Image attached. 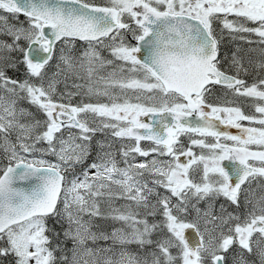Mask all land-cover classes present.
<instances>
[{
	"label": "snow or ice",
	"instance_id": "6c2138e0",
	"mask_svg": "<svg viewBox=\"0 0 264 264\" xmlns=\"http://www.w3.org/2000/svg\"><path fill=\"white\" fill-rule=\"evenodd\" d=\"M0 264H264V0H0Z\"/></svg>",
	"mask_w": 264,
	"mask_h": 264
},
{
	"label": "rangeland",
	"instance_id": "374dc122",
	"mask_svg": "<svg viewBox=\"0 0 264 264\" xmlns=\"http://www.w3.org/2000/svg\"><path fill=\"white\" fill-rule=\"evenodd\" d=\"M104 55L107 56L108 53L105 52ZM181 139H182V140H186L187 138H186V137H181ZM117 143H119V142H117ZM142 146H143V147H147L148 145H143V144H142ZM196 151H199V150L196 149ZM48 159H53V160H54L55 158H54V157H48ZM138 159H143V158L138 157ZM101 244H103V241H101Z\"/></svg>",
	"mask_w": 264,
	"mask_h": 264
},
{
	"label": "flooded vegetation",
	"instance_id": "af4514ba",
	"mask_svg": "<svg viewBox=\"0 0 264 264\" xmlns=\"http://www.w3.org/2000/svg\"><path fill=\"white\" fill-rule=\"evenodd\" d=\"M21 19H23V17L21 16L20 17ZM246 112H248L249 111V109L247 108V107H245V109H244ZM244 124H246L247 125V122H243ZM237 133V132H236ZM236 133H233V134H236ZM182 137H185V136H182ZM141 144H143V145H149V143H146V142H141ZM183 159V158H182Z\"/></svg>",
	"mask_w": 264,
	"mask_h": 264
},
{
	"label": "water",
	"instance_id": "95a60500",
	"mask_svg": "<svg viewBox=\"0 0 264 264\" xmlns=\"http://www.w3.org/2000/svg\"><path fill=\"white\" fill-rule=\"evenodd\" d=\"M232 133L238 132L237 129H229ZM142 142H148V141H142ZM225 164H228V161H224Z\"/></svg>",
	"mask_w": 264,
	"mask_h": 264
},
{
	"label": "trees",
	"instance_id": "16d2710c",
	"mask_svg": "<svg viewBox=\"0 0 264 264\" xmlns=\"http://www.w3.org/2000/svg\"><path fill=\"white\" fill-rule=\"evenodd\" d=\"M109 230H111V228H109ZM71 245H69V247H70ZM134 247V246H133Z\"/></svg>",
	"mask_w": 264,
	"mask_h": 264
}]
</instances>
